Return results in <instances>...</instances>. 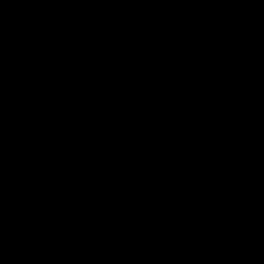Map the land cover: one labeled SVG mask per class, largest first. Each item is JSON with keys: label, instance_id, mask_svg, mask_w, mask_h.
Instances as JSON below:
<instances>
[{"label": "water", "instance_id": "1", "mask_svg": "<svg viewBox=\"0 0 264 264\" xmlns=\"http://www.w3.org/2000/svg\"><path fill=\"white\" fill-rule=\"evenodd\" d=\"M0 264H264V0H0Z\"/></svg>", "mask_w": 264, "mask_h": 264}]
</instances>
